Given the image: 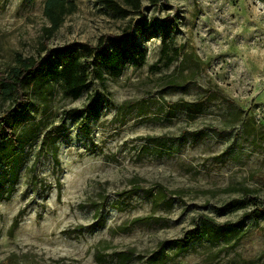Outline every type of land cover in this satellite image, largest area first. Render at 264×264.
<instances>
[{
	"label": "rangeland",
	"instance_id": "obj_1",
	"mask_svg": "<svg viewBox=\"0 0 264 264\" xmlns=\"http://www.w3.org/2000/svg\"><path fill=\"white\" fill-rule=\"evenodd\" d=\"M44 1L0 0V85L51 52L87 86H0V264H264V0Z\"/></svg>",
	"mask_w": 264,
	"mask_h": 264
},
{
	"label": "trees",
	"instance_id": "obj_2",
	"mask_svg": "<svg viewBox=\"0 0 264 264\" xmlns=\"http://www.w3.org/2000/svg\"><path fill=\"white\" fill-rule=\"evenodd\" d=\"M105 5L117 9L119 6L113 0H102ZM132 2L137 7L138 0H127ZM66 0H45L44 1V14L50 21L51 28L56 29L61 23V17L65 12ZM126 37H114V40L123 41ZM104 39H100L97 47L93 48L86 44H83L84 50L87 53L95 52V58L103 65H105L111 72L117 74V66L120 64L121 57L124 50L109 51L104 47H100ZM51 52L45 57V61L34 60L32 57L21 61L20 65L13 67L9 74L2 80L1 87L3 88V94H8L14 90H19L22 84L33 83L34 75L33 71L37 68L42 71L40 79L54 78L62 82L64 93L72 99H77L84 88L87 86L88 80V65L90 62L87 59H82L79 55H70L62 62H52L50 60ZM49 59V61H47ZM170 60V59H169ZM47 62V65H45ZM45 63V64H44ZM42 64V65H41ZM97 74V72H95ZM24 100V99H23ZM3 133L6 134L13 143L14 146L22 144L23 140L20 136L15 135L14 125L6 119L0 120V142L3 141ZM50 143L54 144V137L50 138ZM54 157L56 153H53ZM3 160V153L0 151V165ZM209 228L208 230H210ZM190 238L183 239V244L187 245L190 242Z\"/></svg>",
	"mask_w": 264,
	"mask_h": 264
}]
</instances>
